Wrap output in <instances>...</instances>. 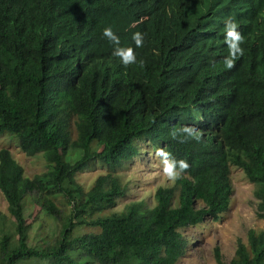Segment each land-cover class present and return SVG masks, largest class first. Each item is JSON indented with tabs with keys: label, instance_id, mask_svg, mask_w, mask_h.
<instances>
[{
	"label": "trees",
	"instance_id": "1",
	"mask_svg": "<svg viewBox=\"0 0 264 264\" xmlns=\"http://www.w3.org/2000/svg\"><path fill=\"white\" fill-rule=\"evenodd\" d=\"M126 2L127 13L154 17L151 0ZM262 14L259 0L256 15ZM77 15L68 0L61 12L50 0H0V138L9 133L23 152L42 153L48 164L30 178L11 150L0 148V190L18 235L15 243L9 234L0 236V264H177L187 247L181 229L218 221L229 209L233 166L256 185L257 216L264 220V41L245 40L244 55L227 69L225 34L216 31L197 82L172 104L159 94L143 58L125 67L111 46L93 40L100 20L87 28ZM184 127L197 129L200 139L186 136ZM143 139L189 168L174 185L156 189L153 206L140 200L94 216L125 196L113 171L140 154ZM95 161L112 171L86 191L75 176ZM31 195L57 219L62 211L55 198L62 195L70 206L54 244L28 242L24 201ZM3 219L0 212V227ZM85 225L100 231L72 238ZM215 258L224 264L218 246ZM228 264H264V229H250L247 243L238 239Z\"/></svg>",
	"mask_w": 264,
	"mask_h": 264
},
{
	"label": "clouds",
	"instance_id": "2",
	"mask_svg": "<svg viewBox=\"0 0 264 264\" xmlns=\"http://www.w3.org/2000/svg\"><path fill=\"white\" fill-rule=\"evenodd\" d=\"M54 10L61 12L64 0H50ZM78 8L77 20L90 28L100 20L93 35L97 43L111 46L113 55L127 66L143 58V67L158 84L159 94L172 104L187 97L197 82L209 43H216V31H224L228 54L224 66L231 69L244 55L245 40L255 44L264 41V14L256 15L259 0H151V18L144 14L127 13L126 0H68ZM153 19L152 40L146 22ZM159 54V55H156ZM147 55L150 57L147 58ZM142 63V61H140ZM144 103V98L138 100ZM186 136L199 140L193 127L182 129ZM175 135V133H173ZM156 156L169 180L179 178L189 168L186 160H177L162 148Z\"/></svg>",
	"mask_w": 264,
	"mask_h": 264
},
{
	"label": "rangeland",
	"instance_id": "3",
	"mask_svg": "<svg viewBox=\"0 0 264 264\" xmlns=\"http://www.w3.org/2000/svg\"><path fill=\"white\" fill-rule=\"evenodd\" d=\"M140 154L134 159L124 163L121 168L113 171L119 177L120 182L126 187L125 196L117 200V204L104 212L95 213L94 216L109 215L114 212H122L135 201L144 200L147 206L155 204L154 194L159 186L174 185L175 180H169L164 175L163 165L156 156V150L147 139L138 142ZM98 149L101 145L93 144ZM11 150L14 158L24 167L25 175L33 178L48 170L47 161L42 153L29 156L20 148L18 141L9 133L0 138V148ZM110 167L95 161L91 167L76 174V180L84 190H89L96 179L111 172ZM231 181L233 193L229 209L218 221L211 219L205 222L181 229L187 241L186 253L177 264H219L215 258V248H220L224 264H228L235 256L238 239L248 242L250 229L260 231L264 229V220L257 216L259 200L255 196L256 185L248 180L244 171L239 167H232ZM38 195L25 198L26 236L32 246L46 247L54 244L60 234L63 220L70 215V206L66 199L59 195L55 198L61 208L62 216L57 219L45 211L38 199ZM0 212L4 215L0 227V236L9 234L17 241L16 221L8 210V202L0 190ZM99 227L79 226L75 228L72 238L89 233H98ZM75 258V257H74ZM22 264H50L47 261L31 259Z\"/></svg>",
	"mask_w": 264,
	"mask_h": 264
}]
</instances>
